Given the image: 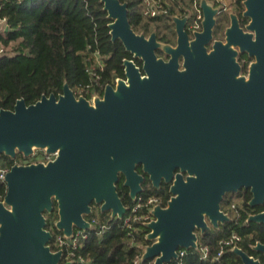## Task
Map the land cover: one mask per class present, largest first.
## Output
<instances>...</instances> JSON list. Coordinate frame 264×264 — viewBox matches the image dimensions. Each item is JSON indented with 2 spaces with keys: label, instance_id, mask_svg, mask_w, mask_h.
Wrapping results in <instances>:
<instances>
[{
  "label": "water",
  "instance_id": "water-1",
  "mask_svg": "<svg viewBox=\"0 0 264 264\" xmlns=\"http://www.w3.org/2000/svg\"><path fill=\"white\" fill-rule=\"evenodd\" d=\"M111 41H120L132 60L123 61L125 79L106 85L92 103L76 98L67 84L58 97L42 96L27 106L0 110V156L14 159L34 149L55 156L47 163L13 165L4 176L0 201V264H61L52 252L44 213L57 206L56 229L70 237L89 230L91 204L122 219L126 207L116 192L119 175L129 197L142 191L143 175L158 189L169 185L170 199L156 206L140 261L170 264L177 251L197 249L198 234L231 221L221 210L225 195L248 190L252 208L264 203V0H244V33L231 17L225 41L211 42L216 9L200 0L202 31L188 41L185 21L171 17L177 45L172 48L136 34L126 3L100 0ZM237 48L254 58L248 78L239 77ZM161 50L167 61L156 56ZM182 59L180 69L179 60ZM247 222L264 225V211ZM198 232V233H197ZM253 251L264 256V244ZM240 264H260L238 247ZM63 264H72L65 262Z\"/></svg>",
  "mask_w": 264,
  "mask_h": 264
},
{
  "label": "trees",
  "instance_id": "trees-1",
  "mask_svg": "<svg viewBox=\"0 0 264 264\" xmlns=\"http://www.w3.org/2000/svg\"><path fill=\"white\" fill-rule=\"evenodd\" d=\"M119 1L127 4L128 22L136 34L148 35L155 30L151 23L143 21L140 0ZM226 1L234 3L241 15L244 0ZM174 10H177L176 3L169 11L172 13ZM179 13L185 14L187 10L181 8ZM0 18L5 19V28L0 30V49H3L0 54V110H13L20 99L29 106L42 96L58 97L64 84L73 92L86 86L90 82L86 68L93 63L95 53L103 65L102 71H98L99 86L95 88L100 96L106 85L114 86L117 79H124V60H132L141 69V61L133 59L120 41H111L108 28L111 20L107 18L100 0H0ZM242 21L244 24L247 22L246 19ZM168 22L166 17L163 26ZM9 47L10 52L7 51ZM27 160L20 153L14 159L2 155L0 169H10L17 161ZM136 171L144 177L139 196L142 199L157 197L161 207H165L171 197L169 185L161 183L156 189L140 167ZM123 182V176L119 175L116 192L122 204L129 209L134 205V200L129 197ZM5 193L6 185L0 179V201ZM236 195L243 201L236 212L237 218H230V222L219 225L217 229L210 227L200 235L201 245L197 241V249L185 250L182 257L170 264H240V258L231 249L216 258L219 242L233 233L240 238L236 246L264 264V256L251 248L256 243L264 244V225L247 222L250 215L264 211V203L252 208L248 205L251 199L248 190H241ZM222 202L232 205L226 195ZM101 214L102 222L108 224L109 229L101 236L94 229L87 230L86 238L80 241V248L74 252L72 260H83V263L77 264H134L136 258H141L144 248L152 243L145 238L149 230L146 226L135 224L139 228L138 233L132 231L128 235L122 228L121 219L105 218L108 213ZM48 246L52 252L58 251L52 241ZM201 247L209 249L205 261L200 258ZM64 261L62 258L61 264ZM138 264L153 263L139 261Z\"/></svg>",
  "mask_w": 264,
  "mask_h": 264
},
{
  "label": "built area",
  "instance_id": "built-area-1",
  "mask_svg": "<svg viewBox=\"0 0 264 264\" xmlns=\"http://www.w3.org/2000/svg\"><path fill=\"white\" fill-rule=\"evenodd\" d=\"M211 5H221L222 0H206ZM141 3V17L143 21L146 22H154L157 19H161L164 17H168L170 15V9L172 7L173 3L177 4V8L182 7V0H140ZM192 9H193V21L190 26V31H197L199 30L202 20H203V12L200 7V0H192L191 1ZM0 25H2L3 28H5V19L0 18ZM2 49H0V54L2 53ZM89 62V59L87 60ZM103 65L101 60L99 59L98 54L93 55V63L88 65L86 68V72L88 76L90 77V82L86 86L79 87L75 92H73L74 96L76 98L82 97L88 100L90 103L96 98L101 97L97 94V91L95 88L99 86L98 80H99V74L98 71H102ZM116 82V81H115ZM95 93V94H94ZM46 156V155H45ZM44 160L37 162V163H47L48 161H51L54 159L55 156H53V159L47 160L48 155L45 157ZM31 163H27L25 165H28ZM36 164V163H33ZM18 165V164H16ZM22 165V164H19ZM9 171V169H0V179L4 181L5 174ZM156 206L160 205V200L157 197H149L147 199H142L139 194L134 200V205L131 208H126V213L122 217V228L125 229L128 233L135 232L138 233L139 228L134 226L135 224H141L143 226L147 225L149 222L153 220L152 217V210ZM232 210H236V205L232 204L231 206ZM93 212V209L91 207V214ZM86 220V219H85ZM89 225L90 229H94L97 232L98 236L103 235L108 229V224L98 220L97 218H91L90 220H86ZM87 230H80V229H73V232L70 237H64L62 233L56 235L55 237L52 235V244L55 248L62 251L63 255L62 258H64L65 262H72V264L77 263H83L82 259H79L78 261L72 260L74 256V252L80 248V241L86 238V232ZM240 238L236 234H232L229 238L224 239L219 242L218 245V251L216 254V258L221 257L224 252L228 249H233L234 247H237V243L239 242ZM200 250V258L201 260L205 261L208 258L209 249L208 247H201ZM185 253V250H179L177 251L178 259L182 257ZM178 259L174 260L177 261ZM140 261V258H136L134 261V264H138Z\"/></svg>",
  "mask_w": 264,
  "mask_h": 264
},
{
  "label": "flooded vegetation",
  "instance_id": "flooded-vegetation-1",
  "mask_svg": "<svg viewBox=\"0 0 264 264\" xmlns=\"http://www.w3.org/2000/svg\"><path fill=\"white\" fill-rule=\"evenodd\" d=\"M229 4H230L229 8L232 10L230 12L228 11V8H226L224 6L219 7L217 5H212V8L216 9L217 12L214 16L215 25L212 29L211 42L205 46L207 54H209L212 51V45L214 42H221L223 44L226 43L225 33H226V30L230 27L232 16H235L237 18L238 23H239V27L243 30L244 33H247V31L245 30V27L249 23V19H246V21H247L246 24L243 23L242 20L245 19L242 16L244 10L241 13V15H239L237 9L235 8L234 3L229 2ZM181 8L183 9L184 6L182 5V7L177 8V10L181 9ZM171 17H178L179 19L186 18L184 31L187 33L189 42L193 41L195 33L202 31V25L200 26L199 30L190 31V26L192 23L191 21H193V15L191 13H189L188 10H187V13H185V14L179 13L178 15L174 14L172 12L168 16L169 22L165 26H163V25H164V19L166 17L161 18V19H157L154 22H149V23H151L152 28L155 29L152 33L155 34L157 42H159L163 45H168L172 48H175L177 45V34H176L175 24L171 20ZM144 22H146V21H144ZM155 25H157V28L155 27ZM150 34L144 35V36L147 38ZM161 37H165L164 40H158V38H161ZM234 50L237 52L235 60L239 66V77H244L247 79L249 67L254 62V58L248 57V55L246 53H240L237 48H234ZM155 53H156V56L158 58L163 59L164 61H167L169 59V57L166 56L161 50H157ZM179 64H180V69H182L181 68L182 59L179 60ZM140 71H141V69H140ZM141 73H142V71H141ZM124 79H125V77H124Z\"/></svg>",
  "mask_w": 264,
  "mask_h": 264
},
{
  "label": "rangeland",
  "instance_id": "rangeland-1",
  "mask_svg": "<svg viewBox=\"0 0 264 264\" xmlns=\"http://www.w3.org/2000/svg\"><path fill=\"white\" fill-rule=\"evenodd\" d=\"M191 1L192 0H182V4L184 5V8L185 9L187 8L186 10H188V12L193 15V9H192V5H191ZM221 6H224V7L228 8V11L229 12L232 11L229 8L230 7L229 2L226 1V0H222V4L219 5V7H221ZM178 12H179V9L178 10H174L173 13L178 15L179 14ZM1 28H3L2 25H0V30H1ZM10 50H11V47L7 48V51L8 52H10ZM45 155L46 154L44 153L43 150L34 149L33 150V155H30L29 157H25V158H28L27 161H23V162L17 161V164L18 165L19 164L25 165L27 163H35V162H38L40 160L42 161V160H44V156ZM47 157H48L47 160L53 159V156H49L48 155ZM226 199L227 200L230 199L231 204H235L237 206V209L236 210H232L231 207H230L231 205H229V203L222 202L221 203V210L224 213L228 214L229 217L232 220H235L237 218V213L236 212H237L238 208H240L241 205L243 204V201L236 194H227L226 195ZM54 204L55 205L53 206L54 208H53L52 212H50V213H44V217H45V220H46L45 230L48 231V232H51L52 231V234L51 235H53L55 237L56 235H58L60 233H59V231L55 227V224H56V222L58 221L59 218H58L56 203H54ZM92 209H93L92 214H90L89 216H85L84 218L86 220H90L91 218H97L98 220L102 221V214H101V212L99 210V206L96 205V204H94V203H92ZM105 218H111L110 213L106 214L105 215ZM200 243H201V237H200V234H198V244H200Z\"/></svg>",
  "mask_w": 264,
  "mask_h": 264
}]
</instances>
